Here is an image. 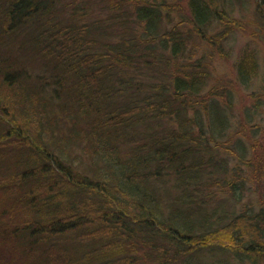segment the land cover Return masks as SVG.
<instances>
[{"label":"trees","instance_id":"1","mask_svg":"<svg viewBox=\"0 0 264 264\" xmlns=\"http://www.w3.org/2000/svg\"><path fill=\"white\" fill-rule=\"evenodd\" d=\"M133 1V22H144L156 43L142 40L143 33L105 47L95 39L99 21L95 32L91 24L48 20L55 0H0L1 33L34 26L31 57L44 67L24 76L12 63L0 65V147L9 139L18 154L0 171V187L12 195L2 203L11 220L0 219L1 239H13L15 264L254 263L264 256V206L228 217L222 204H209L214 184L241 198L228 176L204 168L209 160L216 165L205 126L222 135L227 117L211 98L205 114L185 110V95H199L208 70L201 62L186 65L184 51L192 34L210 47L229 38L223 0H189L170 28L166 0ZM216 23L222 31L208 36ZM240 61L237 71L247 81L251 62ZM169 113L173 131L136 128ZM162 186L176 205L161 206ZM201 186L203 198L193 192Z\"/></svg>","mask_w":264,"mask_h":264},{"label":"rangeland","instance_id":"2","mask_svg":"<svg viewBox=\"0 0 264 264\" xmlns=\"http://www.w3.org/2000/svg\"><path fill=\"white\" fill-rule=\"evenodd\" d=\"M169 6L170 20L165 27L176 25L179 21V15L187 12L189 0H166ZM264 0H223V5L227 9L228 18L231 19L230 27L231 35L225 40L224 44L221 42L220 47H210V44L201 40L195 34L190 37V45L184 51V60L186 65L188 63H203L204 70H208L204 87L198 96L186 94L187 101L185 103L186 112L191 115L192 110L206 109V105L211 98L219 107L215 108L218 113L227 117L225 126L227 129L222 135L211 134L208 125L205 126L206 132L205 140L212 149V164L209 160L204 165L207 170L212 169L214 173H222L228 176V179L237 184V192H241V198L236 200L232 196V189L229 186L219 187L214 184L212 188L213 197L210 199L209 204L221 205L225 208V213L228 217L233 214L245 210L254 211L259 206H264ZM142 2V1H141ZM134 6L133 0H55L53 9L49 15V19L54 22H62L66 24H81L87 23L93 26L97 32L96 21L100 22L102 29L99 31V36L96 33V41L101 42L102 46L106 47L107 43H115L122 39H127L130 35H135L137 39L141 36L139 34L145 33L144 22H133L134 19ZM57 24V23H55ZM32 28L34 26H31ZM212 27V26H211ZM32 28L18 31L14 36L11 34L0 31V65L2 67L12 63L15 69L25 74L24 76H34L36 73L43 72V63L39 60L36 62L30 50ZM222 25L214 24L212 29H208V36L222 31ZM149 41L147 33H145ZM99 38V40H98ZM141 40V41H142ZM151 41V40H150ZM156 43L157 41H151ZM98 43V44H99ZM156 47V46H155ZM94 50L99 51V46H95ZM152 63L156 60L151 57ZM243 59V65L246 63L244 60L251 62L247 68L248 74L246 79H242L239 74L238 64ZM183 63V58L181 59ZM166 69V68H165ZM149 69H145L146 73H150ZM18 71V70H16ZM134 71V69H133ZM173 68L164 70V72L172 73ZM131 72V71H130ZM152 72V71H151ZM182 73V72H181ZM119 74V73H118ZM135 75V72H134ZM127 76H129L127 74ZM131 76V73H130ZM156 76V75H155ZM158 79L162 80V77ZM156 78L142 77L141 80L156 83ZM15 79H13L14 81ZM47 86L46 88H49ZM50 89V88H49ZM133 92V90H130ZM144 92V89H140ZM136 89L135 93L140 92ZM212 91V96H207L208 92ZM172 93V92H171ZM130 93V95H133ZM136 95V94H135ZM127 94H123V97ZM211 102V101H210ZM194 104L195 108L192 109L187 104ZM177 105V104H176ZM178 106V105H177ZM183 110V111H185ZM204 111V110H203ZM205 114V111H204ZM203 115V113H202ZM169 115L155 118L152 116L148 123L142 124L137 128L152 126L155 130H164L167 127L172 131L177 127L175 119H169ZM204 117V116H203ZM205 124L208 120L204 117ZM193 129L197 131L194 126ZM138 130V131H141ZM137 134H135L136 136ZM4 148L0 147V171L2 165L8 163L14 164V156L18 155L16 152L12 153V143L9 139H4ZM76 150V149H74ZM207 154V153H206ZM209 154V153H208ZM207 154V155H208ZM9 165V166H8ZM226 165V166H224ZM224 166V168H220ZM82 167V166H80ZM4 168V169H5ZM3 171H6L4 170ZM170 172V170L168 169ZM7 172V171H6ZM164 173L165 170L162 169ZM13 175V172L9 173ZM0 172V177H1ZM165 184L169 188L171 178L167 174H163ZM242 179L245 181L242 182ZM13 181V180H12ZM242 182V185H241ZM16 186V185H15ZM166 186H162V200L161 206L165 209L169 208L170 203L176 205V200L171 202L172 192L170 195L166 192ZM15 187L12 186V189ZM165 188V189H164ZM196 187L194 193L201 198L204 190L200 192ZM8 188L0 187V219L11 220V216L5 213L2 207L4 201H9L11 194L6 195ZM195 194V195H196ZM211 195V194H210ZM208 196V195H207ZM210 197V196H209ZM205 199H208L207 197ZM4 205V204H3ZM223 208V209H224ZM19 218V217H17ZM13 216V220H18ZM213 220H215L213 218ZM11 223V222H10ZM13 224V223H12ZM0 234V264H15L14 250H12L13 239H1ZM137 245L136 247H140ZM135 247V248H136ZM146 249V247L144 246ZM142 250L138 249L137 253ZM134 252V251H133ZM10 258L8 259V254ZM25 256H20L19 261L25 262ZM12 260V262H9ZM229 264L233 262V258L228 257ZM240 261V262H239ZM20 264V263H19ZM24 264V263H21ZM232 264H264V256H261L254 263L249 261L236 260Z\"/></svg>","mask_w":264,"mask_h":264}]
</instances>
